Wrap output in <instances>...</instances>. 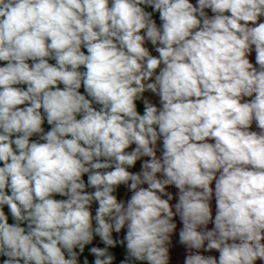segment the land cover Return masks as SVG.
Returning a JSON list of instances; mask_svg holds the SVG:
<instances>
[{"label": "clouds", "instance_id": "1", "mask_svg": "<svg viewBox=\"0 0 264 264\" xmlns=\"http://www.w3.org/2000/svg\"><path fill=\"white\" fill-rule=\"evenodd\" d=\"M177 234L264 264V0H0V264H181Z\"/></svg>", "mask_w": 264, "mask_h": 264}, {"label": "crops", "instance_id": "2", "mask_svg": "<svg viewBox=\"0 0 264 264\" xmlns=\"http://www.w3.org/2000/svg\"><path fill=\"white\" fill-rule=\"evenodd\" d=\"M193 2H195V0H193ZM253 59H254V54H253ZM154 99H156V101L158 103V98H154ZM141 111H142V108H141ZM253 127L255 129V126H253ZM138 169H139V162H138V165H137V170ZM167 190L171 191L174 196H175V194L178 191L174 187H170ZM172 203H175V200ZM213 214H215V202H214V200H213ZM176 219H177V222H178V227H180L181 225H179V220H178V218H176ZM209 227L211 228L212 225H209ZM177 242H178V234L174 237V243L176 244V247H175V250L173 252V257H174V260L175 259H180L181 264H182V259H183V255H184L185 250H184L183 246L179 245Z\"/></svg>", "mask_w": 264, "mask_h": 264}, {"label": "rangeland", "instance_id": "3", "mask_svg": "<svg viewBox=\"0 0 264 264\" xmlns=\"http://www.w3.org/2000/svg\"><path fill=\"white\" fill-rule=\"evenodd\" d=\"M138 165V163H137ZM133 170H137V166H136V169H133ZM86 178V177H85ZM119 196L121 198H126V196H130V193H127L126 194V189L124 188V186H121L120 189H119ZM61 198V197H60Z\"/></svg>", "mask_w": 264, "mask_h": 264}, {"label": "trees", "instance_id": "4", "mask_svg": "<svg viewBox=\"0 0 264 264\" xmlns=\"http://www.w3.org/2000/svg\"><path fill=\"white\" fill-rule=\"evenodd\" d=\"M80 91L83 93V88H81ZM44 127H45V130H46V131L49 130V128H50V126H48V125L46 124V122H45ZM57 198H60V197H57Z\"/></svg>", "mask_w": 264, "mask_h": 264}]
</instances>
